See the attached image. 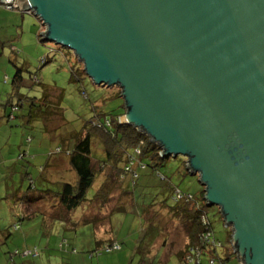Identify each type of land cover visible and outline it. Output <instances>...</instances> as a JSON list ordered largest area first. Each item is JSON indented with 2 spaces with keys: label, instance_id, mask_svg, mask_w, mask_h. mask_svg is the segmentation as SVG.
<instances>
[{
  "label": "water",
  "instance_id": "1",
  "mask_svg": "<svg viewBox=\"0 0 264 264\" xmlns=\"http://www.w3.org/2000/svg\"><path fill=\"white\" fill-rule=\"evenodd\" d=\"M42 42L119 87L132 126L184 157L240 264H264V0H17Z\"/></svg>",
  "mask_w": 264,
  "mask_h": 264
},
{
  "label": "rangeland",
  "instance_id": "2",
  "mask_svg": "<svg viewBox=\"0 0 264 264\" xmlns=\"http://www.w3.org/2000/svg\"><path fill=\"white\" fill-rule=\"evenodd\" d=\"M39 33H43L42 25L33 14L0 5V264H180L174 254L185 247L186 235L180 223L168 210L160 209L157 216L149 214L159 226L154 229L146 226L143 205L160 204L149 196L159 194V199L167 198L160 193L163 186L156 177H150L149 187L132 190L136 207L127 213L111 214L106 224L96 211L92 217L96 221H82L88 211L85 203L75 212L77 219H61L55 203L58 181L70 182L74 179L73 172L66 158L58 156L62 159L54 162L56 167L48 172L57 184L47 186L39 181L40 169L47 165L59 145L60 134L79 132L96 115L103 120L111 119L123 112L124 101L115 96L121 97L119 87L96 86L87 76L73 82L71 69L84 71L83 63L69 49L42 42ZM47 58L49 62L44 64ZM16 67L22 69L24 78L20 95L40 99L39 84L63 90L66 125L58 121L55 126L61 130L46 133L41 121L27 125L26 106L14 114V120L8 119L3 105L11 97L17 102V97L12 96ZM98 144V140L93 141L94 150L99 153ZM21 155L23 159L19 158ZM181 158L166 161L158 174L167 177L176 188L197 194L201 190L198 178L186 174ZM30 178L39 182L36 190L35 185L33 190L29 189ZM102 180L103 175L97 185ZM96 186L89 190L88 200L95 195ZM122 187L124 183L112 193L110 201H124ZM33 197L38 198L33 202ZM171 205L168 200V206ZM217 212V207L209 209V218L216 237L226 244L228 228ZM111 243L119 245V249L107 252ZM203 264H209L207 258ZM229 264L238 263L234 259Z\"/></svg>",
  "mask_w": 264,
  "mask_h": 264
},
{
  "label": "trees",
  "instance_id": "3",
  "mask_svg": "<svg viewBox=\"0 0 264 264\" xmlns=\"http://www.w3.org/2000/svg\"><path fill=\"white\" fill-rule=\"evenodd\" d=\"M48 62L47 58L44 64ZM71 72L72 81L75 83L80 82L82 77H86L85 72L79 68H72ZM23 82L22 69L16 67V73L12 79L14 91L12 96L17 97V102L14 103L13 97H11L3 105L4 110L8 112V119L14 120V114L26 106L25 123L27 125L41 121L46 133L51 134L55 130H61L55 126L58 121L64 122L66 125L62 109L63 90L55 86L37 83L41 86L42 96L40 99L30 98L20 95L19 88ZM81 93L84 97L86 96L84 90H81ZM115 96L121 98L119 95ZM121 107L123 112L113 115L111 119L103 120L101 115H96L90 122H85L79 132L70 131L60 134L59 145L54 152L52 151L47 165L40 169L39 181L47 186L57 184V182H53L56 180L50 179L48 175V172L56 167L55 158L60 160L61 157H65L73 172L74 179L70 182L58 181L55 203L56 207H59L57 209L61 219L67 221H71L72 218L77 219L78 216L75 217V212L85 203L88 211L83 215L82 221H96L97 218H92L96 211L103 217L104 224H106V220L111 214L115 212L127 213L136 207L135 193L132 190L149 187L152 183L149 181L150 177H156L162 182L163 187L160 193L167 198L159 199V194L149 196L151 200L155 202L158 200L160 204L159 206H156L157 204L143 205L146 226L154 229V226L158 225V223H154L153 217H149V214L157 213L154 215L157 216L160 209L168 210L169 215L177 220L178 224L180 223L187 238L185 247L176 254L180 264H203L204 258L208 259L209 264H229L232 260H237L230 243L232 234L230 228H228L226 244L216 237L208 213L209 209L214 207L207 206L204 200V188L201 186V190L197 194L184 192L173 186L167 177L159 175V167H162L171 158L163 157L160 147L149 136L132 126L121 124L120 118L125 114L124 104ZM94 140H98L99 153L94 150ZM19 158L23 159L24 155ZM181 162V167L187 175H190L186 169V159L182 157ZM102 175L104 180L97 185V181ZM26 177L29 178V174H26ZM42 178L45 179L42 180ZM29 183V189L33 190L35 185L36 190V184L39 182L30 178ZM122 183H124L122 191L126 195L124 201H120V203L118 200L117 202L110 201L112 193L117 192V187L122 186ZM93 186L97 188L96 193L92 200H88V192ZM178 194L183 195L184 199H178ZM188 196L191 198L188 199ZM37 198L33 197L31 200L34 202ZM168 200L171 201V206H168ZM217 213L221 217L220 213ZM117 247L119 245L111 243L106 251L112 252ZM237 263L240 264L238 260Z\"/></svg>",
  "mask_w": 264,
  "mask_h": 264
},
{
  "label": "built area",
  "instance_id": "4",
  "mask_svg": "<svg viewBox=\"0 0 264 264\" xmlns=\"http://www.w3.org/2000/svg\"><path fill=\"white\" fill-rule=\"evenodd\" d=\"M0 4L8 10H17V9L19 10V5L17 3V0H1ZM28 13H31V12H28ZM41 25H42V22H41ZM42 28H43V25H42ZM44 31H45V29L43 30V32ZM187 198L189 199V198H191V196H188ZM178 199L182 200V199H184V196L178 194Z\"/></svg>",
  "mask_w": 264,
  "mask_h": 264
},
{
  "label": "crops",
  "instance_id": "5",
  "mask_svg": "<svg viewBox=\"0 0 264 264\" xmlns=\"http://www.w3.org/2000/svg\"><path fill=\"white\" fill-rule=\"evenodd\" d=\"M55 161H58V159L57 158H55ZM49 174H50V172H49ZM184 245H186V243H187V238L184 236ZM179 251H180V249H179ZM178 251V252H179ZM175 255L177 254V252L176 253H174Z\"/></svg>",
  "mask_w": 264,
  "mask_h": 264
}]
</instances>
